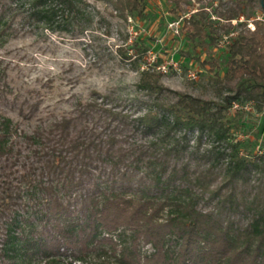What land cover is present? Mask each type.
Returning <instances> with one entry per match:
<instances>
[{
  "label": "trees",
  "instance_id": "trees-1",
  "mask_svg": "<svg viewBox=\"0 0 264 264\" xmlns=\"http://www.w3.org/2000/svg\"><path fill=\"white\" fill-rule=\"evenodd\" d=\"M113 1L125 16L146 9L145 0ZM243 7L238 0L228 18ZM76 14L77 0H0V42L18 24L67 29ZM204 18L184 26L214 41ZM254 23L239 21L245 29L216 71L254 82L215 106L190 93L169 98L162 72L144 68L138 85L155 99L143 114L92 95L26 131L8 111L31 120L41 99L15 91L0 59V264H264V148L241 154L224 112L239 97L264 104V19Z\"/></svg>",
  "mask_w": 264,
  "mask_h": 264
},
{
  "label": "rangeland",
  "instance_id": "rangeland-1",
  "mask_svg": "<svg viewBox=\"0 0 264 264\" xmlns=\"http://www.w3.org/2000/svg\"><path fill=\"white\" fill-rule=\"evenodd\" d=\"M237 1L145 0L144 14L125 16L113 0H77L76 20L67 29L18 24V32L0 42V59L7 64L15 91L39 97L41 102L37 116L31 120L22 119L17 108L8 113L21 119L29 131L40 117L67 113L78 100L87 101L93 95L99 100L105 96L117 109L137 117L155 99L139 87L141 71L157 70L155 65L170 57L180 63L182 72L172 68L160 71L166 88L163 94L176 99L190 93L214 106L223 103L226 94L236 93L239 83L254 82L248 76L239 82L220 80L216 74L226 70L229 44L238 31L245 29L239 21L247 20V27L253 29L256 18L264 19V8L258 0H242L243 15L228 18ZM201 14L207 30L216 37L214 41L208 37L203 41L192 39L184 26L190 16ZM177 19H181L179 31L174 32L169 23ZM208 59L217 61L214 70L202 64ZM188 69L197 71V77L188 78ZM224 112L232 125L233 138L242 141L241 154L264 148V104L260 108L254 101L239 97ZM196 135V131L188 134V144L197 145ZM199 145L202 149L209 146L208 138Z\"/></svg>",
  "mask_w": 264,
  "mask_h": 264
},
{
  "label": "built area",
  "instance_id": "built-area-1",
  "mask_svg": "<svg viewBox=\"0 0 264 264\" xmlns=\"http://www.w3.org/2000/svg\"><path fill=\"white\" fill-rule=\"evenodd\" d=\"M129 18H131V17H129ZM240 20H242V19H240ZM235 21H237V19H235ZM180 22H181V19L173 20L169 23V26L172 27L174 32H178ZM154 60H155V57L152 58V61H154ZM155 67L157 70L162 71V72H167L170 68H172L173 70H175L179 73L182 72V67H181L180 63L177 60H175L173 57H170L168 60L160 61L159 63H157L155 65ZM186 76L190 79H193V78L197 77V71H195L194 69H188L186 71Z\"/></svg>",
  "mask_w": 264,
  "mask_h": 264
}]
</instances>
